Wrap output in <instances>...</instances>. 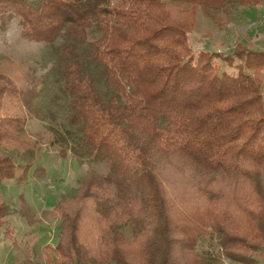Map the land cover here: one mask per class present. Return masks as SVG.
I'll return each mask as SVG.
<instances>
[{
    "label": "trees",
    "instance_id": "obj_1",
    "mask_svg": "<svg viewBox=\"0 0 264 264\" xmlns=\"http://www.w3.org/2000/svg\"><path fill=\"white\" fill-rule=\"evenodd\" d=\"M237 4L264 0H0L2 29L17 18L26 38H62L75 129L60 137L75 158L109 165L46 211L62 218L48 264L264 260V49L188 43V14ZM33 90L0 85V184L20 179L7 149L27 156L26 172L33 158L21 137ZM9 214L1 202L17 246ZM207 236L215 249H201Z\"/></svg>",
    "mask_w": 264,
    "mask_h": 264
},
{
    "label": "rangeland",
    "instance_id": "obj_2",
    "mask_svg": "<svg viewBox=\"0 0 264 264\" xmlns=\"http://www.w3.org/2000/svg\"><path fill=\"white\" fill-rule=\"evenodd\" d=\"M186 21L192 28L188 43L194 49L209 46L231 52L239 41L264 49V5L237 4L218 11L217 17L202 11L190 13ZM61 42V37L52 44L26 38L18 19L0 27V85L34 87L32 107L22 108L27 121L21 133L33 147V158L26 172L27 156L17 155L19 149H7L23 164L17 170L20 179L0 184V203L8 204L10 226L15 227L14 236L19 240V245L12 244L6 236L7 225L0 230V264H48L46 244L57 242L62 218L46 211L60 200L72 199L88 172L105 173L109 168L106 161L75 158L60 137L67 129H75L69 122L71 95L63 87L62 59L56 49ZM82 47H89V42ZM259 72L264 74V66ZM100 87L104 89L102 83ZM196 173L188 171V176L195 179ZM204 239L201 249H215L214 238ZM223 264L248 263L223 258Z\"/></svg>",
    "mask_w": 264,
    "mask_h": 264
},
{
    "label": "clouds",
    "instance_id": "obj_3",
    "mask_svg": "<svg viewBox=\"0 0 264 264\" xmlns=\"http://www.w3.org/2000/svg\"><path fill=\"white\" fill-rule=\"evenodd\" d=\"M17 22V18H12L11 20L7 21V24H15Z\"/></svg>",
    "mask_w": 264,
    "mask_h": 264
},
{
    "label": "crops",
    "instance_id": "obj_4",
    "mask_svg": "<svg viewBox=\"0 0 264 264\" xmlns=\"http://www.w3.org/2000/svg\"><path fill=\"white\" fill-rule=\"evenodd\" d=\"M8 260H9V259H8ZM8 260H6L5 263H6Z\"/></svg>",
    "mask_w": 264,
    "mask_h": 264
}]
</instances>
